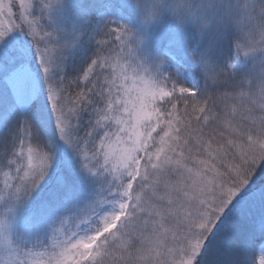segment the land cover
<instances>
[{"label":"snow or ice","instance_id":"snow-or-ice-1","mask_svg":"<svg viewBox=\"0 0 264 264\" xmlns=\"http://www.w3.org/2000/svg\"><path fill=\"white\" fill-rule=\"evenodd\" d=\"M0 264H264V0H0Z\"/></svg>","mask_w":264,"mask_h":264}]
</instances>
